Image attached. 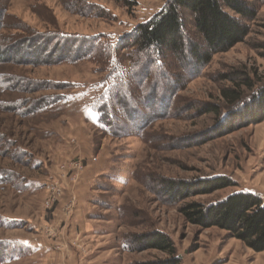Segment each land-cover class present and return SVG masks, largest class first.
Listing matches in <instances>:
<instances>
[{"label":"rangeland","instance_id":"1","mask_svg":"<svg viewBox=\"0 0 264 264\" xmlns=\"http://www.w3.org/2000/svg\"><path fill=\"white\" fill-rule=\"evenodd\" d=\"M132 1L125 6L120 0H0V51L5 53L0 60V264L10 257L45 255L28 241L35 236L47 239L56 254L66 253L59 237L71 232L67 226L77 197L63 198L87 167L74 180L67 165L72 159L86 161L87 151L98 167L89 210L101 218H87L95 224V237L75 226L71 256L104 264L161 259L166 254L157 249L120 246L128 240L124 235L158 229L171 238L183 264H264V251H254L216 226L193 225L179 211L187 202L207 204L235 191L264 200V118L223 133L225 126L207 131L216 121L214 113H200L204 103L225 110L220 89L231 82L219 80L221 72L243 69L255 87L264 84V0L252 2L256 17L248 22L245 39L214 54L200 75L177 91L168 109L159 96L155 107L140 109L136 89L129 105H137L135 116L150 123L137 131L125 120L109 134L97 125L90 105L116 65L113 51L108 56L101 51L114 47L167 0ZM123 41L117 60L134 48ZM91 42L94 48L87 53ZM246 119L239 113L232 120ZM214 176L235 185L204 193L202 180ZM55 178L64 190L47 206Z\"/></svg>","mask_w":264,"mask_h":264},{"label":"trees","instance_id":"2","mask_svg":"<svg viewBox=\"0 0 264 264\" xmlns=\"http://www.w3.org/2000/svg\"><path fill=\"white\" fill-rule=\"evenodd\" d=\"M120 1L125 6L135 4L132 0ZM254 1L259 0H167L147 21L136 24L130 33L121 37L120 42H114V47L103 48L101 55L108 56L111 51L115 53L113 63L116 65L107 72L106 87L90 104L97 113V125L112 134L128 120L134 126L131 127L133 130H143L150 120L135 116L139 112L137 105L140 109H152L159 96L168 109L177 91L184 87L188 79L198 77L214 54L225 52L245 39L249 32L248 22L256 17L252 7ZM57 38L62 42L61 37ZM123 39L130 41L134 48L126 57L122 54L124 59L117 60V48H125ZM92 42L87 53L94 48ZM4 54L0 51V60ZM125 61H129L128 64H124ZM217 76L221 81H230L231 85L220 89L224 111L220 109V104L215 103H204L200 107V113L212 112L216 115L215 123L207 131L225 126V133L264 118V84L255 87L252 78L243 69H232ZM150 77L148 85L146 82ZM136 89L141 94H136ZM249 91L252 92L247 95ZM134 93L140 99L136 108L129 105ZM61 95L54 99L58 101ZM239 113L247 119L235 124L232 119ZM202 181L204 193L235 185L224 176ZM179 209L184 220L193 225L203 228L216 226L254 251H264V200L255 193L235 191L207 204L187 202ZM124 236L128 237V240L120 242L124 250L151 248L166 254L161 259L134 264H183L173 241L161 230Z\"/></svg>","mask_w":264,"mask_h":264},{"label":"crops","instance_id":"3","mask_svg":"<svg viewBox=\"0 0 264 264\" xmlns=\"http://www.w3.org/2000/svg\"><path fill=\"white\" fill-rule=\"evenodd\" d=\"M90 152H85V157L89 158L91 155H89ZM90 164V165H89ZM83 173L81 174L80 181L72 186V190L66 192L64 195H66L63 199L68 200H76L75 202V213L71 221L69 222L67 229H69L71 232L66 235V237H63V234L59 237V244L62 246V248L65 250L66 253L58 252L55 253L54 250H52L50 243L47 239H44L40 236H35L33 239H28L30 242H35L36 245H38L43 253L45 255L50 254L49 257L44 258L45 255L41 256L40 259H34L31 260L30 258L26 257H10L8 259L3 260L2 264H11L19 261H28L29 264H32L34 262L35 264H39L41 261L43 264H104L100 261V263H96V260H89V258H86V260H83L84 258H79L75 256H71V253L75 252V247L73 244L76 242V238L74 233H77L75 226L82 231L87 232V237L94 236L95 231V224L93 222H87L89 220H96L98 218H101L98 213L90 211V194H91V183L94 180V177L97 175L98 167H94L93 163H89ZM56 211L58 212V207L56 208ZM98 224V223H97ZM74 231V232H73ZM79 231V234L76 236L81 235V232ZM95 237V236H94ZM30 252V251H29Z\"/></svg>","mask_w":264,"mask_h":264},{"label":"built area","instance_id":"4","mask_svg":"<svg viewBox=\"0 0 264 264\" xmlns=\"http://www.w3.org/2000/svg\"><path fill=\"white\" fill-rule=\"evenodd\" d=\"M94 160H95V158H91V160H89V158H88L86 161L85 160L74 161L73 159L70 160L67 166H70L73 169L71 177L74 180H77L78 179V173L80 172V170L85 168L87 166V164L90 163V161H94ZM66 171H68V169H66ZM68 173H69V171L67 172V174ZM80 173H82V171ZM57 179H59V178H57ZM48 189H49L48 198L45 199L47 206H49L51 203H54L55 201H57V199L63 193L64 187L62 186L61 183L56 181V178H55L54 182L48 186ZM52 231L53 230L49 229V232H52Z\"/></svg>","mask_w":264,"mask_h":264}]
</instances>
